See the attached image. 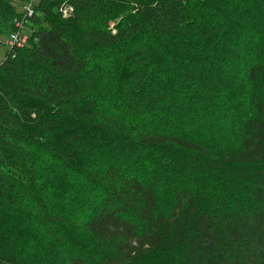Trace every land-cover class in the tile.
<instances>
[{
	"label": "trees",
	"instance_id": "trees-1",
	"mask_svg": "<svg viewBox=\"0 0 264 264\" xmlns=\"http://www.w3.org/2000/svg\"><path fill=\"white\" fill-rule=\"evenodd\" d=\"M29 2L24 15L0 0V35L29 21L0 63V264H44L41 233L65 246L61 264H264V0H227L215 20L199 0ZM229 36L246 50H221ZM186 96L197 120L155 125ZM93 139L129 158L78 165L101 195L86 214L52 208L36 153L75 171Z\"/></svg>",
	"mask_w": 264,
	"mask_h": 264
},
{
	"label": "rangeland",
	"instance_id": "rangeland-1",
	"mask_svg": "<svg viewBox=\"0 0 264 264\" xmlns=\"http://www.w3.org/2000/svg\"><path fill=\"white\" fill-rule=\"evenodd\" d=\"M14 8L16 9L17 12L23 13V10L25 7H27L29 1H32L33 4L35 5L38 0H9ZM199 2H202L200 6V10L202 12V15H204L207 18H212L215 20L216 17H219L221 13L224 12L225 9H227L226 2L227 0H199ZM241 9L242 5L240 6ZM246 11V8H244ZM128 14H124L122 17L127 18ZM209 16V17H208ZM228 16L231 18H235V13L230 12L228 13ZM123 18H117L114 21V24L120 21ZM217 20V19H216ZM111 23V27L114 28L115 25ZM28 25L29 21L25 20L22 28H21V34L26 35L28 32ZM247 31L249 34H251L253 37H257V30L255 25H251ZM232 37L229 36L227 39H224L222 42V46L220 47L221 50L227 51L228 49L233 53H242L239 50H242L243 48L246 50V47L248 44L246 42H241L237 43L238 45L232 46L233 41L235 42L234 39H232V43L227 44V42L231 39ZM257 39V38H256ZM9 34L4 33L0 35V63L7 54L9 50ZM237 42V41H236ZM229 47H228V46ZM194 47L195 49L197 48V45L194 46V43L189 40L184 42L183 44L179 43L177 47H175L174 52L175 54L182 52V56H190L193 54V51L191 48ZM181 51H180V49ZM203 47H199V51L201 52ZM177 52V53H176ZM181 55V54H180ZM244 55V53H243ZM215 60V59H214ZM168 63V57L167 55L165 57H158V63L154 64L153 66L155 67V72L156 74L160 73L162 70L165 71V64ZM192 63V62H191ZM190 63V64H191ZM217 62H215L216 65ZM189 64V65H190ZM164 65V66H163ZM187 65V64H186ZM221 67H225V64H222ZM235 68L233 67H226V73L227 75L233 71ZM169 75V74H166ZM194 79L198 81L199 78L194 76ZM163 76L155 75V77H152V86L154 85H160L163 83ZM165 82V81H164ZM180 81L177 77L173 75H169V79L167 84H164L166 88V92H174V93H180V97H183L182 91L179 89L180 88ZM206 87L209 86V84L204 83ZM187 86V85H186ZM156 87V86H155ZM170 92V93H171ZM169 93V94H170ZM172 93L170 95L175 96V94ZM179 102L175 101H170L169 105L174 108H179L181 111L178 113L176 117H174L173 122H168L164 123L162 120L158 119L157 115H153L151 118L152 120L155 121V125H163L164 127H172L171 123L176 124H182L184 127L187 126L186 124L193 121L197 120L196 118H193L191 115V110L190 107H183V104L185 105H192L195 104L199 106V104L191 98V96H186L184 98H181ZM158 114L160 113V110H165L166 107H158ZM220 108V107H219ZM167 110V109H166ZM188 112L185 111H189ZM166 114V113H165ZM204 125H201V128H203ZM90 141H86L84 143V147L88 145ZM92 144L88 146L87 148H82L81 149V156L77 157V160L75 161V167L78 165L81 166H86V165H91L93 163H96L99 161L102 164H112V162L119 160L121 161L122 159L125 160L129 158V156H126L125 150H121V148H118L114 144H112L111 140L108 141H103V142H98L97 140L93 139L91 140ZM45 150V149H44ZM86 150L92 151V153L95 154L96 157H89L86 154ZM36 169L38 175H40L44 182H45V187L42 191L43 196L52 204V208H57V209H62L66 211L69 215L71 216H81L83 213L86 214V212H89L88 209H90L93 203H95L96 199H98L100 195V191L96 189L95 187L89 185L86 181H84L83 176H82V169L76 168L75 171H68L66 169H62L57 166V163L54 162L53 157L46 151H39L36 153ZM98 160V161H97ZM139 164H142L140 159H138ZM56 167V168H55ZM37 238V254L39 255V258L43 261L44 264H61L62 263V254L63 250L65 249V246H58L53 244L52 241H50L46 235L43 233L38 234ZM41 262V261H40Z\"/></svg>",
	"mask_w": 264,
	"mask_h": 264
},
{
	"label": "built area",
	"instance_id": "built-area-1",
	"mask_svg": "<svg viewBox=\"0 0 264 264\" xmlns=\"http://www.w3.org/2000/svg\"><path fill=\"white\" fill-rule=\"evenodd\" d=\"M66 8L63 10L64 12L63 13H66ZM24 15H30L33 13V8H32V5H31V2L28 3L27 7L24 8ZM25 21H23L22 25L24 24ZM22 25L20 24H17V27H18V31L16 32H12L9 36V41H8V44L10 45H21L23 43H25L26 41V35H22L21 32H20V29L22 27Z\"/></svg>",
	"mask_w": 264,
	"mask_h": 264
}]
</instances>
